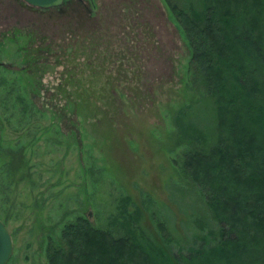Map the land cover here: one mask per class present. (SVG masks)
<instances>
[{"label": "rangeland", "instance_id": "374dc122", "mask_svg": "<svg viewBox=\"0 0 264 264\" xmlns=\"http://www.w3.org/2000/svg\"><path fill=\"white\" fill-rule=\"evenodd\" d=\"M190 58L164 0H66L52 9L0 0V218L14 241L8 264H48L45 226L59 235L85 215L111 228L126 197L148 231L164 222L187 240L198 223L214 225L173 162L185 147L170 149L174 115L191 98ZM11 147L23 148L28 163L21 181L1 173Z\"/></svg>", "mask_w": 264, "mask_h": 264}, {"label": "trees", "instance_id": "16d2710c", "mask_svg": "<svg viewBox=\"0 0 264 264\" xmlns=\"http://www.w3.org/2000/svg\"><path fill=\"white\" fill-rule=\"evenodd\" d=\"M164 1L191 48V98L170 149L185 147L173 162L214 225L198 223L187 240L164 222L148 231L126 197L111 228L85 215L59 235L45 226L48 264H264V0ZM5 153L2 175L23 180V148Z\"/></svg>", "mask_w": 264, "mask_h": 264}, {"label": "water", "instance_id": "95a60500", "mask_svg": "<svg viewBox=\"0 0 264 264\" xmlns=\"http://www.w3.org/2000/svg\"><path fill=\"white\" fill-rule=\"evenodd\" d=\"M33 7L50 9L60 7L65 0H23ZM14 253V241L7 224L0 218V264H8Z\"/></svg>", "mask_w": 264, "mask_h": 264}, {"label": "flooded vegetation", "instance_id": "af4514ba", "mask_svg": "<svg viewBox=\"0 0 264 264\" xmlns=\"http://www.w3.org/2000/svg\"><path fill=\"white\" fill-rule=\"evenodd\" d=\"M66 1V0H65ZM65 3V2H64ZM55 8H57V7H55ZM50 9H52V8H50Z\"/></svg>", "mask_w": 264, "mask_h": 264}]
</instances>
